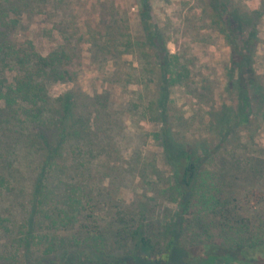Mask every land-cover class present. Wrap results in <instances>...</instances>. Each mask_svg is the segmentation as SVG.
Returning <instances> with one entry per match:
<instances>
[{
    "label": "trees",
    "instance_id": "obj_1",
    "mask_svg": "<svg viewBox=\"0 0 264 264\" xmlns=\"http://www.w3.org/2000/svg\"><path fill=\"white\" fill-rule=\"evenodd\" d=\"M3 1L0 233L13 254L0 258V264H87L81 257L69 261L76 253L69 247H84L93 254L91 264H103L100 257L123 251L137 238L142 255L123 251L125 256L108 264H177L183 251L202 245L204 260L213 255L224 264H264V215L231 210L226 191L241 180L244 163L228 149L222 153L227 141L254 140L250 125L264 119V81L255 66L261 11L242 0H203L205 14L230 48L231 103L224 112H207L215 143L203 139L191 148L175 131L182 130L184 120L173 113L171 94L176 89L197 92L191 88L202 82L196 78V61L167 49L164 30L152 19L151 0H136L142 18L137 28L129 9L113 0L101 4L103 16L88 26L84 45L101 68L107 70L112 62L114 70L102 75L112 85L93 95L80 87L78 73L71 69L72 62L80 64L81 42L71 23V33L62 22L53 26L52 34L59 32L61 40L48 53L39 50L38 38L30 36L26 25L50 6L61 10L65 0ZM68 83L74 86L57 95L51 91L53 85ZM130 117L158 126L152 136L172 173L161 174L157 159L143 161L137 148L126 157L137 137L127 126ZM130 175L147 185L165 183L159 195L175 204L172 217L155 202L158 220L143 208V217L126 215L122 226L115 227L107 219L108 208L115 189ZM247 195L263 203L262 191L251 189ZM17 210L22 221L10 229ZM77 223L76 231L70 230ZM183 260L193 261L191 256Z\"/></svg>",
    "mask_w": 264,
    "mask_h": 264
},
{
    "label": "rangeland",
    "instance_id": "obj_2",
    "mask_svg": "<svg viewBox=\"0 0 264 264\" xmlns=\"http://www.w3.org/2000/svg\"><path fill=\"white\" fill-rule=\"evenodd\" d=\"M2 1L0 0V3L6 4V1ZM108 1L65 0L61 10H55L57 5L55 4L53 7H48L45 15L35 13V17L26 24L31 27L30 36L38 38L39 50L48 53L52 43L61 40L59 32L52 34L55 31V29L51 31L54 28L53 26L62 22L64 28L71 33L69 29L71 23L76 37L81 40L78 49L80 64L75 65L72 62L71 69L77 71L78 84L89 95H93L97 88L101 91L103 85H112L111 83L105 84L102 75L103 71L114 70L112 68L113 63H109L107 70L101 68L98 63L91 59V52L88 50L89 46L87 44L84 45L88 26L94 19L99 20L103 16L101 4ZM113 1L119 5L121 4L123 8L129 9L130 22L134 28L141 26L142 18L139 14V6L136 0ZM242 2L251 8L261 11L257 24L259 41L255 66L264 81V0H242ZM151 8L153 21L159 29L164 30L169 52L173 55H182L185 58L192 59L194 62L196 61V78L202 82V84L199 83L191 88V92L194 89H197V92L189 93L186 91L184 93L181 89H176L171 94V99L175 103L173 113L177 114L178 112L183 116L184 120L182 130L175 129V131L178 137L184 139L191 148L199 141H203V139L212 145L218 138H215L214 131L210 129V119L207 112L210 109L214 113L224 112L231 103V96L227 91L229 45L225 41L224 35L220 32V28L215 27L216 25L211 22V17L205 14L203 0H151ZM124 59L126 61L133 60L131 56H125ZM73 86V83L56 84L52 86L51 91L57 95ZM203 87L208 88L211 93L203 90ZM131 89H134V87ZM259 122H254L250 125V134H252L254 140L252 138H243L241 144L231 140L223 144L225 149L222 153H225L228 149L232 157L240 159L244 163V165H240L241 168L242 166L244 167L243 170L245 171L241 174V180L238 182L233 181V187L226 191V195L232 200L230 204L231 210L239 215H264V119ZM127 126L137 137L136 141L129 146L126 157L129 158L130 154L137 148L142 154L143 161L148 157L157 159V167L161 174L169 175L172 173V168L164 164L162 150L152 136L153 131L157 130L158 126L152 122H141L136 117H130ZM138 170L140 171L141 169L138 168ZM125 181L115 189L117 195L115 194L114 196L113 206L108 208L107 219L109 218L115 227L118 226L119 228L122 226L126 215L132 217L136 213L138 216L143 217V208L146 214L149 213L158 220L159 212L154 205L155 202H159L163 212H167L169 217H172L175 204L159 195L162 188L166 187L165 183L147 185V181L143 183V180L141 181L136 175H130ZM226 186L227 184L224 183L223 187L227 190ZM251 189L260 193L262 191L263 203H256V197L246 196V193ZM151 209L152 211H150ZM15 213L16 218L11 217V222L8 223L10 229L14 228L13 222L21 223L22 221V212L17 210ZM169 219H167V222H169ZM131 224L132 222L128 223V225ZM77 226L78 223L74 224L70 230L75 232ZM137 226L138 224L136 223L135 227ZM138 230L143 233V228H138ZM138 243L142 244L138 241V238L133 244L129 242L128 247H125L123 251L132 250L131 253L134 255H142L143 244L138 246ZM205 247L202 245L190 251H183L182 256L177 259V264H186L183 259L188 256H191L193 260L191 264H224V262H218L219 258L213 255L204 260L202 255L206 252ZM67 250L76 252L74 255H69L67 258L69 261H76L81 257V262L84 261L87 264H91L90 259L93 258V254L88 249L84 247H69ZM123 251L112 252L107 257H100V259L103 260V264L113 263L125 256ZM216 252L220 253L219 250ZM11 254L13 253H10V248L6 245V237L0 233V258ZM188 261L187 259V263L190 262ZM232 264L241 263L234 262Z\"/></svg>",
    "mask_w": 264,
    "mask_h": 264
}]
</instances>
